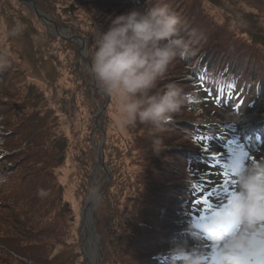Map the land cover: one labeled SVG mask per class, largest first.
Wrapping results in <instances>:
<instances>
[{
  "label": "rangeland",
  "instance_id": "374dc122",
  "mask_svg": "<svg viewBox=\"0 0 264 264\" xmlns=\"http://www.w3.org/2000/svg\"><path fill=\"white\" fill-rule=\"evenodd\" d=\"M28 1L36 4L39 18ZM129 1L120 0L119 6L106 12L112 0H0V264H27L12 248L19 241L31 254L29 241L18 240L30 226L53 230L47 245L50 251L65 250L59 251L62 260L70 258L72 251L87 264L85 251L93 252L91 240L96 237L97 264H156L151 259L156 251L165 258L162 264H186L187 257L171 253L177 246L197 256L200 264H221L218 249L206 238L202 225L213 218L210 211L225 213L235 190L233 176L226 178L223 172H230V165L240 168L248 162L245 157L234 164L240 151L257 160L264 157V124L251 125L261 135L248 137L247 148L241 147L246 132L239 134L247 129L245 115L264 118V13L255 9H264V0H208L205 8H197L202 0H154L166 3L180 18V36L193 48L174 61L181 76L167 72L166 83L189 87L185 90L192 93L195 81L192 75L186 77L191 74L190 63L210 68L208 77L215 76V68L223 64L239 72L241 80L259 82L260 90L258 95L238 98L242 104L237 105L235 98L229 99L233 104L224 99L219 103L217 91L204 93L207 88L201 84L205 108L187 109L184 100L170 126L152 131L145 125L127 129L119 124L111 99L102 116L106 99L90 90L98 86L82 63L90 60L95 33L106 27L109 16L127 11L134 1L145 2ZM18 22L23 29L14 32ZM104 126L106 151L104 160L97 161ZM202 133L211 139L208 156L191 151L192 143H199L195 136ZM214 153L219 158L216 167L210 166ZM185 155H193L208 173L200 190L212 205L190 204L191 214L174 223L182 208L170 192L175 184L171 174L182 169L177 164L186 163ZM155 161L171 180L160 193L159 186L145 183ZM95 183V236L86 239L81 215ZM213 190L215 195L209 197ZM170 205L179 210H171ZM201 216L207 219L200 221ZM257 228L264 232V223Z\"/></svg>",
  "mask_w": 264,
  "mask_h": 264
},
{
  "label": "clouds",
  "instance_id": "9594fccd",
  "mask_svg": "<svg viewBox=\"0 0 264 264\" xmlns=\"http://www.w3.org/2000/svg\"><path fill=\"white\" fill-rule=\"evenodd\" d=\"M22 29L18 22L13 31ZM180 31V18L166 4L145 0L142 7L109 16L107 27L95 33L89 70L101 93L113 101L119 124L162 130L182 107L184 97L177 83L157 87L169 66L186 55L188 43ZM233 179L236 187L225 213L202 226L217 247L221 264H250L251 259L264 256V232L257 228L264 223V157H252L236 168ZM171 253L187 257L186 264H200L182 246Z\"/></svg>",
  "mask_w": 264,
  "mask_h": 264
},
{
  "label": "trees",
  "instance_id": "16d2710c",
  "mask_svg": "<svg viewBox=\"0 0 264 264\" xmlns=\"http://www.w3.org/2000/svg\"><path fill=\"white\" fill-rule=\"evenodd\" d=\"M125 1L131 3L129 0H125ZM207 1L208 0H204V1L202 0V3L200 5H198L197 8H205V6L207 7V5H206V4H208ZM135 2L136 1H134L130 5V8H128V10L133 8L137 4L139 5L138 7H142L145 3L144 2L143 4H141L140 2H138V3L136 2L137 4H135ZM151 2H152L151 4H157L154 2V0H152ZM118 4H121L120 0L118 2H116V0H112V2L109 4V7L106 8L105 11L107 12L112 8L114 9L115 6H119ZM164 4H166V3H164ZM168 8H171V7L168 6ZM255 9L257 11H262L261 13H264V9L259 7V6L256 7ZM120 11H122V9L119 10L117 12L118 14L116 13L115 15L121 14ZM123 12H125V11L123 10ZM197 13H198V11H197ZM106 27H107V25H106ZM240 40H242V39H238L237 41H240ZM241 42H244V41H241ZM263 42H264V34H263ZM257 44L263 45V43H257ZM188 51H189L188 54L193 52V48L191 49V44L188 45ZM192 59H194V58H192ZM172 64H174V69L172 70V68H171L172 65H171L170 68L168 69V72H170V75L172 77L179 78L177 76H181V74H178L179 73L178 64H176L174 62ZM191 65H192V63H190L189 67H191ZM196 67H197V69H200L201 71L205 69L204 66L200 63L196 64ZM209 71H211V70H209ZM215 72H216L215 76H213V77L209 76L208 78L211 80L219 81L221 79L235 78V76H238L240 74L239 72H233V71L229 70V67L228 66L224 67L223 64H222V66H217L215 68ZM168 79H170V78L165 77V81H164V79L159 81L157 86L160 85L159 87H161V89H162L164 87V85L167 84L166 82L169 81ZM184 80H186V79H184V78L180 79V81H184ZM201 80H202L201 78L198 79V81H201ZM192 84L193 85H192L191 91H194L196 89V86H195L196 84H194L193 82H192ZM179 86L182 89V95L184 96V100L186 101L185 107L187 109L194 111V107L192 105V102L189 99L190 92H187V90H185L189 87H182L181 85H179ZM183 89L185 91H183ZM94 94H98V92H94ZM194 104H196V103H194ZM195 109H196V111L198 110V108H195ZM170 125H171V121L168 122L167 124H165L163 126V128L166 129ZM128 128L129 127H127V129ZM152 130L153 129H150V131H152ZM204 135L205 134L202 133V135L200 137H203ZM197 137L198 136H195V138H197ZM205 137H208V135L206 134ZM57 142H59V140ZM203 144H204V141H203ZM192 146H195V147L191 151L198 150V147L196 148V146H201V142L192 143ZM105 151H106V148L104 150V153H105ZM184 160H186V163L184 162V163H178L177 164L182 169L177 170L176 172H172L171 176H172L175 184H173L170 187V192L172 193V197H174L173 198L174 201L178 202L177 203L178 206L182 208L181 215L178 213L180 216L184 215V210L186 209V202L184 201V199L187 197L191 198L193 196L192 192L194 190V187L198 184L197 179L194 178V177H197L198 175L195 173V171H192V168H194V166H192L190 164L192 157L189 155H187V156L185 155ZM155 162H156V165H155L154 169L148 174L147 178L145 179V183L149 182L150 185L153 184L154 186H159L158 193H160V191L162 189L166 190V188L170 186L168 184V181L171 182V180L168 179V176L165 175L163 173V170L160 169V166L162 164H157V161H155ZM146 180L148 182H146ZM136 190H137V188H136ZM151 199L154 200L156 198L154 196H151ZM170 206H172V207H170L171 210H174V208L178 207L177 205H174V206L170 205ZM179 207H178V210H179ZM178 220L175 221L174 223H178ZM25 225H27V221L25 222ZM52 234H53V230L46 229L44 227L43 228H37L35 226H30L28 230L22 231L18 235V240L25 238V240L29 241V244L31 246V250H28V249L27 250H28V252H31V254L29 255L28 253L25 252L24 248H27V246H23V243L22 242L20 243L19 241H16L13 244L12 251H14L16 255H18L22 259H24L27 262V264H32V262L34 264H84L83 261L81 260V255L79 253H72V251H71V253L69 254L70 258H64L63 257V260H62L61 257H59L60 255H62V253L59 251H65V250L59 249L56 251V249L53 250V248H52V251H50L48 248V245H47V241L48 242L52 241V239H53V237H51ZM172 234H178V233L172 232ZM58 243H61V242H58ZM151 254H152L151 259L154 260L156 262V264H161L162 258H161L160 251H156V252H153ZM131 257H134V255L131 254ZM137 258H140V257L137 256ZM19 263H20V260H19Z\"/></svg>",
  "mask_w": 264,
  "mask_h": 264
},
{
  "label": "bare ground",
  "instance_id": "6f19581e",
  "mask_svg": "<svg viewBox=\"0 0 264 264\" xmlns=\"http://www.w3.org/2000/svg\"><path fill=\"white\" fill-rule=\"evenodd\" d=\"M82 53H83V51L81 52V55L83 56ZM254 116H256V115H253V117ZM251 119H253V118H250L248 115H245V117H244V121H245V123H247L246 126L248 128L251 126L249 124L251 122ZM259 119L260 118L253 119V121H255V122H253L254 126L257 123L258 124H261V123L264 124V119H263V121H260ZM255 131H257V130H255ZM95 184L96 185H94V187L92 188V191H91V193L89 195V198L87 199V202L85 204V207L83 208L84 210H83V213H82V216H81V218H83L85 220L84 223H83V226H82V235H83L84 238L86 237V239L91 238L90 225H87L86 221L89 220V218H90V216L92 214V211H93V208H94L93 207V203H95V200H96V197H97L98 185H97V183H95ZM68 196H69V198H71L70 195H68ZM91 232H93L92 226H91ZM91 244L92 245L96 244L95 240H91ZM207 247H208V241H207V239H205L203 241V248L206 249ZM85 254H86L87 258H88L89 264H95V260H96L95 258H97L96 248L91 253L85 251Z\"/></svg>",
  "mask_w": 264,
  "mask_h": 264
},
{
  "label": "snow or ice",
  "instance_id": "6c2138e0",
  "mask_svg": "<svg viewBox=\"0 0 264 264\" xmlns=\"http://www.w3.org/2000/svg\"><path fill=\"white\" fill-rule=\"evenodd\" d=\"M209 138L208 137H197L196 138V140L198 141V142H201V146L203 147V149H204V151L206 152V153H208V147L207 146H205L204 144H203V141H207ZM247 158V160H251V156H249L247 153H245V152H243V151H240L239 153H237L236 155H235V161H234V164L235 163H238L241 159H243V158ZM209 159L211 160V161H213V164L212 165H210V166H212V167H216L217 166V164H216V162L218 161V154H216V153H214V154H212L210 157H209ZM230 167V172L229 171H225V172H223V175L227 178L230 174H231V176H233L234 175V172H235V169L237 168V167H235L234 165H230L229 166ZM229 181L226 179L225 180V183H228ZM232 184H233V186H235V181H232L231 182ZM233 194V192L230 194V197H231V195ZM213 195H215V190H213V192H211V193H209V197H211V196H213ZM207 203V199H205L204 201H197L196 203H197V205H199L200 203ZM218 215H220V213H213V217H215V216H218ZM200 221H204L205 219H207L206 217H204V216H201L200 218ZM226 230H230V228H226ZM262 231H264V229H262ZM250 264H264V256H257V257H255V258H253V259H251L250 260Z\"/></svg>",
  "mask_w": 264,
  "mask_h": 264
},
{
  "label": "water",
  "instance_id": "95a60500",
  "mask_svg": "<svg viewBox=\"0 0 264 264\" xmlns=\"http://www.w3.org/2000/svg\"><path fill=\"white\" fill-rule=\"evenodd\" d=\"M101 146H102V145L99 146V150L101 149ZM100 159H101V158H100ZM84 221H85V220L82 218V226H83ZM92 221H93V216L91 215L90 218H89V220L86 221L87 225H90V231H91V226H92V223H93ZM91 238L93 239V235H91ZM94 240H95V239H94Z\"/></svg>",
  "mask_w": 264,
  "mask_h": 264
}]
</instances>
